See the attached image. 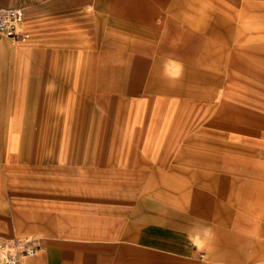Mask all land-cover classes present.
Segmentation results:
<instances>
[{
	"label": "crops",
	"instance_id": "crops-1",
	"mask_svg": "<svg viewBox=\"0 0 264 264\" xmlns=\"http://www.w3.org/2000/svg\"><path fill=\"white\" fill-rule=\"evenodd\" d=\"M166 2L172 11H184L183 15L160 17L163 23L156 25L154 18L138 14L140 8H148L147 1L113 0L109 11L118 19L129 15L126 17L149 24L153 32L105 35L101 47H92L86 54L84 66L65 71L56 77L59 80L54 79L57 71L51 78L42 70L37 78V95L32 87L27 93L20 92L28 80L21 74L14 75L17 84L11 87L10 94L0 95V169L7 191L5 194L0 182V203H22L21 210L14 212V221L47 235L55 234L61 227L74 226L93 238L112 239L109 232L104 235V230L115 227V222L80 213L79 205L88 203L90 198H119L113 188L136 189L146 168L142 164L140 170L134 166L139 152L152 156L175 154L179 159L210 157L213 161L220 146L227 153L230 151L231 145L222 142L233 138L230 132H254L229 121L239 120L247 112L225 98L228 94L217 96L220 81L207 73L209 65L219 57L222 67L227 66L230 91L245 92L249 65L241 55L247 50L228 47H264V0ZM134 3L140 8L134 7ZM0 6H21L25 13L23 5L11 0H0ZM111 27L115 28L114 24ZM119 27L137 28L130 24ZM0 50L14 55L8 45H0ZM65 53L82 55L76 47H59L47 51L42 48L36 56L59 58ZM231 68L243 75L234 76ZM173 72L178 76H171ZM78 80L84 81V87H78ZM201 83L208 85L207 91H202ZM225 88L229 90L228 86ZM78 96L83 98L80 107ZM7 97L15 104L21 97L27 99L21 100L27 108H19V126L15 124L16 117L7 113ZM211 110L215 117L196 127ZM223 112L231 115L220 116ZM17 128L19 132L15 134ZM33 128L44 129L43 135L29 136L28 129ZM77 129L83 132L78 134ZM205 144L209 148H202ZM221 157V169L231 174L218 175L216 187L221 192L229 180L235 190L226 200L237 208L219 206L220 199L215 204V215L207 207L211 203L204 207L197 203V193L187 199L186 181L147 174L151 180L146 182V188L159 186L161 191L159 198L164 206H159L155 216L151 215V222L161 225L144 224L137 229L130 222L133 225L128 224L125 231L133 233L134 241L143 243L151 240L147 237L150 232L160 235L150 253L151 264L187 262L188 251L181 245L182 235L175 230L205 224L213 230L208 264H264V168L238 155ZM215 168L216 165L205 167ZM68 175L70 180L64 178ZM205 175L200 184L209 183L212 174ZM198 181L202 180L197 179L199 184ZM61 184L67 187L60 188ZM154 217L160 221H154ZM151 218L148 215L146 220ZM101 260V253H93L87 259L84 248L59 245L38 247L22 264H102ZM133 261L132 264H145L140 254ZM111 264L130 263L123 259Z\"/></svg>",
	"mask_w": 264,
	"mask_h": 264
},
{
	"label": "rangeland",
	"instance_id": "rangeland-1",
	"mask_svg": "<svg viewBox=\"0 0 264 264\" xmlns=\"http://www.w3.org/2000/svg\"><path fill=\"white\" fill-rule=\"evenodd\" d=\"M11 1L25 7V19L22 27L29 32V38L26 41H12L8 38H0V45H8L14 51V55H9L0 50V95L10 94L11 87H15L17 84L16 81H13L14 75L17 74L26 76L28 79L26 80L27 85L25 83L20 92L27 93L32 87L37 95L40 90V83L37 82V78H39L38 76L42 70L50 74L51 78L55 75L54 71H57L59 74L54 76L55 79L59 77V75L61 76L65 71H74L76 66H84L85 64H83L82 61L86 59V54L91 51L92 47H101L104 40L102 37L105 35L109 37L118 36L119 34H123L122 36H125L124 34H126V36H131L132 33L153 32V29L149 27L148 23V25H146V22L139 21L138 19L127 18L126 16L129 15H124V19H118V15L112 14L109 11L110 8L113 7V0H86L83 3H81V0ZM145 1L149 3L147 9L144 7V9H141L137 3L133 5L136 8L138 7L137 9L140 8L138 11L139 15L154 18L153 23L156 25H162L163 21L159 20L160 17H174L183 15L184 12L172 11L171 6L166 2L167 0ZM179 8L183 10V7ZM112 24H114L115 28L111 27ZM128 24L137 26V28L119 27V25ZM132 39L134 38L132 37ZM150 39V37H147V40ZM254 45L255 44H252L251 46ZM59 47H76L82 55L79 56L74 54L72 56L65 53L59 58L47 56L44 59L36 56V51L42 48L44 51H47L49 49L56 50ZM228 48H230V50L246 48L247 50V55L240 54L241 57L245 58L248 62L251 69L250 71L248 67V73H246L248 86L245 87V92L241 93L240 90L236 92L230 91V79L228 78L227 66L222 67L219 57L217 58V54H215L217 58L216 61H213V64L209 65L210 67L207 75L215 76L216 81H220V85L217 87V96L222 94L225 95V93L228 94L229 97L225 98L237 105L236 107L244 109L245 111L243 113L247 112V115H243L241 119L229 121L251 128L254 131L253 133L230 132L233 138H226L222 141L226 145H231L229 148L230 151L227 153L223 146H220V149L216 152V160L213 159V161L210 157L196 158L197 156H187L183 159H179L175 154L166 156L159 153L158 156H152L139 152V158L134 161V166L138 170L142 167L140 166L141 164L145 165L146 168L143 171L144 176L141 179V183L136 189L113 188V192L118 191L120 195L119 198L115 200H111L110 198H106L105 200L90 198L88 203L86 202L79 205L80 213L86 212L90 214V216L92 214L95 218L98 216L99 218H105L115 222V227H111L115 229L110 231L109 229L111 228L108 227L109 229L107 228L104 230L105 234L101 232V234L103 233L106 236L108 235L106 232H109L112 239L93 238L92 234H86L84 230L79 231L74 226H71L72 228L61 227L60 231L57 230V232L52 235L43 234L32 228L29 229L26 225L17 223L13 220L14 212L16 210H21L22 203H0V240L26 241L28 244L36 245L39 248L59 245L82 247L85 249L87 259H89L90 255L93 253H101L102 264H111L113 262L121 263L123 259L132 264L135 256L140 254L145 264H151L150 253L152 248L155 247V244H157L156 241L160 239V235L157 232H150L147 237L151 238V240L148 243H143L134 241L131 238L133 233H127V231H125L128 224L133 225L130 222H134L137 229L144 224H152L157 227L161 225L151 222L153 219L151 215L155 216L157 210H159V206H164V203L159 198V194L161 193L159 186H150L146 188V182L151 180L150 178L148 179L150 175L147 174H149V172L154 173L155 176H158L157 178L168 176L176 181H186L189 184L187 188V199L193 198L194 193H197V203H201L203 207L206 203H211V205H207V207L211 210L212 215H215L217 208L215 204H218L217 202H219L220 199L222 203H220L219 206L222 205L226 209H236L235 203H227L226 200L227 195L235 190L234 187L231 186L232 184H230L228 180L225 187L219 192V188L216 187V182L218 181V175L231 174L230 171L221 169L223 164L221 156L225 154L229 156L238 155L245 157L247 160H252L254 163L259 164L261 168H264V62H262V59H264V47L234 46ZM213 57L215 58V56ZM231 69L235 73L234 76L240 77L243 75L238 69ZM170 75L175 77L178 76V73L173 72L170 73ZM56 79L59 80V78ZM83 82L84 81L78 80V87H84ZM212 83L213 81L210 84ZM201 84L202 91H207V88H209L208 85L204 83ZM225 86H228L229 90L227 88L224 89ZM22 97L17 104L10 101L11 99L7 97V99H9L7 100V113L10 117H16L17 121L15 124L17 126L21 124L18 119V115H20L19 108L22 107L21 109L23 110L27 108L26 106L24 107V104L23 106L21 105ZM77 98L78 106L80 107V99L82 97L78 96ZM24 100L27 99L25 98ZM34 105L35 107L38 106V96L35 98ZM202 109H204V106ZM1 111L2 107L0 106V112ZM224 115L229 116L231 114L223 112L220 116ZM212 117H215L213 110L209 111L206 118L202 121L200 120L196 127H200ZM221 121L225 120L221 119ZM28 130V135L33 137L37 136L38 133L39 135H43L44 131L42 128ZM80 131L83 132V129H77L78 134H81L79 133ZM18 132L19 128H17L16 131L14 130L15 134ZM204 137L208 139L212 138L210 135H204ZM202 148L209 147L205 144ZM213 165H216L217 169H205V167L213 168ZM208 173L212 174L211 178H208L209 183L206 184L204 182V184H200L205 181V174ZM70 177V175L64 176V178H68L69 180ZM261 178L264 179V177ZM197 179H201L202 181H198V184L196 183ZM0 182L6 194L4 176L1 169ZM62 185L63 184L60 185V188L67 187ZM102 190L104 191V189ZM261 201V203H264V199H261ZM148 215L152 217L150 220H146ZM155 219L156 217H154V221L156 222L160 221ZM210 227L209 224H205V226L203 225L201 227L197 225H186L183 226L182 229L175 230L177 234L182 235L183 240L181 241V245L188 251L187 254H189L188 261L182 264H208L209 261H211L210 241L213 230ZM137 229L133 231L136 232ZM122 253L123 256H120Z\"/></svg>",
	"mask_w": 264,
	"mask_h": 264
},
{
	"label": "built area",
	"instance_id": "built-area-1",
	"mask_svg": "<svg viewBox=\"0 0 264 264\" xmlns=\"http://www.w3.org/2000/svg\"><path fill=\"white\" fill-rule=\"evenodd\" d=\"M25 19L24 9L21 6H0V38L12 41H26L29 32L23 29ZM38 246L30 245L26 241H0V264H22L23 259L33 256Z\"/></svg>",
	"mask_w": 264,
	"mask_h": 264
}]
</instances>
